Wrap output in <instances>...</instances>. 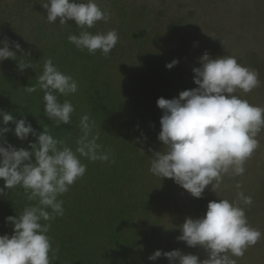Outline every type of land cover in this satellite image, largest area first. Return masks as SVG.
<instances>
[{"label": "trees", "instance_id": "trees-1", "mask_svg": "<svg viewBox=\"0 0 264 264\" xmlns=\"http://www.w3.org/2000/svg\"><path fill=\"white\" fill-rule=\"evenodd\" d=\"M96 2L111 18L107 23L97 22L89 31L115 29L119 35L107 57L99 51L95 55L80 51L70 43L68 36L79 35L80 29L72 21L48 23L42 0L7 1L10 8L0 12V39L18 43L23 50L17 52L18 59L28 53L24 58L31 61L32 68L21 72L16 60L0 62V110L17 120L26 119L37 134L48 128L73 150L81 134L80 118L87 114L99 130L98 143L114 154V164L81 158L86 172L60 197L64 215L51 222L48 233L52 247L59 249L53 264H169L163 255L155 261L148 257L156 250L180 249V226L193 217L187 216L190 201L182 198V187L148 171L153 153L163 150L157 138L163 111L156 101L176 98L181 91L197 86L182 83L176 66L165 67L178 52L148 43L147 29L157 27L160 20L158 25L154 23L157 15L150 18L147 6L124 0ZM48 58L78 83L77 93L60 97L61 102L67 99L74 106L70 125L56 127L44 115L42 92H25V87L37 84ZM0 127L14 129L15 124ZM5 140L27 149L36 137L30 134L21 141L9 131ZM30 203L34 202L27 200L20 187L0 196V235L13 233L5 218L19 215Z\"/></svg>", "mask_w": 264, "mask_h": 264}, {"label": "clouds", "instance_id": "clouds-1", "mask_svg": "<svg viewBox=\"0 0 264 264\" xmlns=\"http://www.w3.org/2000/svg\"><path fill=\"white\" fill-rule=\"evenodd\" d=\"M40 4L46 9L48 23H75L79 35H69L68 40L80 51L91 55L99 51L107 57L116 47L117 30L95 34L89 31L97 22L107 23L111 18V13L96 0H42ZM17 52H23L18 43L7 37L0 39V62L16 60L21 72L32 68L31 61L24 58L29 54L18 59ZM198 59L200 67L192 69L197 87L181 91L176 98L161 97L156 101L163 111L157 137L163 150L153 153L148 169L159 180L172 179L194 198H201L208 185L217 195L224 187L225 177L242 176L246 162L260 147L257 137L264 131V107L236 95L238 91L247 94L261 86L258 71L241 65L234 56L212 58L205 51ZM177 63L174 59L165 67L171 69ZM38 90L43 93L44 115L56 127L70 125L74 106L67 99L61 102L60 97L77 93V81L48 58L37 84L25 87L29 94ZM10 122L15 124L14 129L0 127V196L20 187L27 200L34 203L19 215L5 218L13 226V233L0 235V264H53L59 249L52 247L48 233L51 222L64 215V201L60 197L86 172L81 158L114 164V154L98 143L99 130L87 114L80 118L81 134L75 150L53 137L48 128L37 134L26 119L17 120L0 110V125ZM9 131L21 141L30 134L36 140L27 149L17 148L5 140ZM235 187V200L219 197L218 201H210L202 217H188L180 226L177 239L188 247L203 248L207 259L182 254L179 249L156 250L148 259L155 261L163 255L169 264H236L233 257H243L248 248L264 238V232L249 225L245 207L241 206H251L252 197L239 190V182Z\"/></svg>", "mask_w": 264, "mask_h": 264}, {"label": "rangeland", "instance_id": "rangeland-1", "mask_svg": "<svg viewBox=\"0 0 264 264\" xmlns=\"http://www.w3.org/2000/svg\"><path fill=\"white\" fill-rule=\"evenodd\" d=\"M8 0H0V12L10 8ZM144 4L151 11L150 18L157 15L160 24L151 25L146 31L148 43L153 47L179 54L175 65L180 70L182 83L193 82L194 67H200L199 57L207 51L212 58L234 56L237 61L259 73L261 86L250 93L238 91L236 95L250 104L264 107V0H124ZM155 19V18H154ZM223 42V44L221 43ZM257 139L260 147L245 164V173L235 178L225 177L224 187L216 193L206 186L200 202L184 190L183 199L190 201V214L198 212L202 217L210 201L221 198L236 199L235 184L239 182L245 195L253 199L245 207L250 226L264 232V131ZM182 254L207 259V253L199 246L188 247L181 241ZM236 264H264V238L248 248L245 255L236 258Z\"/></svg>", "mask_w": 264, "mask_h": 264}]
</instances>
